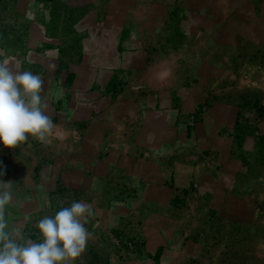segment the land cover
I'll return each mask as SVG.
<instances>
[{
  "label": "crops",
  "instance_id": "obj_1",
  "mask_svg": "<svg viewBox=\"0 0 264 264\" xmlns=\"http://www.w3.org/2000/svg\"><path fill=\"white\" fill-rule=\"evenodd\" d=\"M0 52L43 79L53 123L0 145L19 243L83 201L73 264H210L181 228L186 195L188 216L261 231L264 0H0Z\"/></svg>",
  "mask_w": 264,
  "mask_h": 264
},
{
  "label": "clouds",
  "instance_id": "obj_2",
  "mask_svg": "<svg viewBox=\"0 0 264 264\" xmlns=\"http://www.w3.org/2000/svg\"><path fill=\"white\" fill-rule=\"evenodd\" d=\"M0 56V145L13 149L29 138L45 141L53 123L46 113L43 79L12 67L11 58L3 52ZM11 184L0 182V264H73L87 246L90 233L85 224L94 214L92 206L72 201L54 216L39 220L41 242L19 243L23 237L7 231L5 219V208L12 200Z\"/></svg>",
  "mask_w": 264,
  "mask_h": 264
},
{
  "label": "rangeland",
  "instance_id": "obj_3",
  "mask_svg": "<svg viewBox=\"0 0 264 264\" xmlns=\"http://www.w3.org/2000/svg\"><path fill=\"white\" fill-rule=\"evenodd\" d=\"M260 183L262 192L264 190V176H262ZM195 194L201 196V202L197 201L198 204H204L205 195L203 193ZM184 197L181 201L183 208L180 209L181 217L179 218L181 228L186 230L187 238L188 240L191 239L192 244H196V246L200 244L202 247L201 253L198 252L199 249L196 251L190 248L189 252H198V257L202 260L211 261L210 264H264V217L246 218L248 221L257 222L256 224L261 226V231L256 234H243L238 232L237 228L240 225L237 223L229 224L231 228H228L226 218L220 217L219 214L205 216L204 208L197 210V216L186 215L189 213V209H187L189 208L187 206L189 195ZM215 211L217 212V210ZM203 252L208 253L201 257Z\"/></svg>",
  "mask_w": 264,
  "mask_h": 264
}]
</instances>
